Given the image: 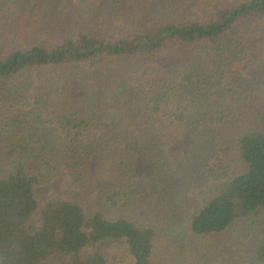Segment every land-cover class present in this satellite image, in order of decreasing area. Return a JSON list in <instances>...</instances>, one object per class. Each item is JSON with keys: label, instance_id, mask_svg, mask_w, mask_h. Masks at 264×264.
<instances>
[{"label": "trees", "instance_id": "obj_1", "mask_svg": "<svg viewBox=\"0 0 264 264\" xmlns=\"http://www.w3.org/2000/svg\"><path fill=\"white\" fill-rule=\"evenodd\" d=\"M0 264H264V0H0Z\"/></svg>", "mask_w": 264, "mask_h": 264}, {"label": "rangeland", "instance_id": "obj_2", "mask_svg": "<svg viewBox=\"0 0 264 264\" xmlns=\"http://www.w3.org/2000/svg\"><path fill=\"white\" fill-rule=\"evenodd\" d=\"M189 166V165H188Z\"/></svg>", "mask_w": 264, "mask_h": 264}]
</instances>
